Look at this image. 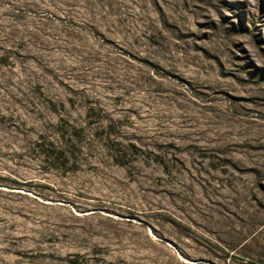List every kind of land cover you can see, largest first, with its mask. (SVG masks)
<instances>
[{"label":"rangeland","instance_id":"374dc122","mask_svg":"<svg viewBox=\"0 0 264 264\" xmlns=\"http://www.w3.org/2000/svg\"><path fill=\"white\" fill-rule=\"evenodd\" d=\"M0 264H264V0H0Z\"/></svg>","mask_w":264,"mask_h":264}]
</instances>
